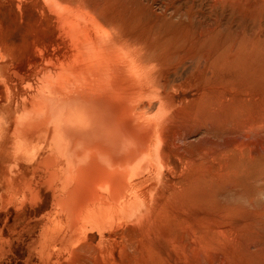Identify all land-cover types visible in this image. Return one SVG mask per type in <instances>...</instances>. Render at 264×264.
<instances>
[{
  "label": "bare ground",
  "instance_id": "6f19581e",
  "mask_svg": "<svg viewBox=\"0 0 264 264\" xmlns=\"http://www.w3.org/2000/svg\"><path fill=\"white\" fill-rule=\"evenodd\" d=\"M15 1L25 28L0 20L3 229L36 227L59 264H167L171 236H201L217 168L205 158L219 151L203 139L221 112L231 120L232 51L217 28L176 23L171 0ZM251 64L261 75L262 60Z\"/></svg>",
  "mask_w": 264,
  "mask_h": 264
},
{
  "label": "rangeland",
  "instance_id": "374dc122",
  "mask_svg": "<svg viewBox=\"0 0 264 264\" xmlns=\"http://www.w3.org/2000/svg\"><path fill=\"white\" fill-rule=\"evenodd\" d=\"M171 1L176 9L181 10L172 15L176 23L181 22L184 28H217L218 47L221 53L223 54L227 50L232 51L235 62L232 70V91L235 107L231 112V120L228 123H226L228 117H226L225 112L220 113L219 131L216 129L214 135H211L212 133L204 134V139L206 140L203 139V145L209 144V141H214L216 149L220 152L217 151L215 155H209L208 158H205L212 166H217V168L213 178L211 179V176L208 177L204 183L206 192L203 200L204 208H202L201 213L203 215L201 216L202 221L199 224L201 236L197 238V241L193 236L192 240H190L191 237L187 236L184 237L185 239L183 237H177L176 239L174 235L171 236V240L166 243L168 263L175 264L176 255H178L176 264H264V0ZM170 12L172 13V11ZM32 13V9L26 12V20H29ZM21 14L22 12L15 0H0L2 27L25 28L26 24L21 22ZM34 17L31 18L34 19ZM243 50L244 53L242 54ZM253 59H260L263 62L262 74L258 75L259 77H255L251 73V71L255 70V66L251 64ZM257 74L256 70L255 75ZM234 77L235 79H233ZM188 96L193 97V91H190ZM235 102L237 103L235 104ZM232 123L234 128L237 129L232 127V130L236 132L231 131L230 125ZM221 127L225 132L221 130ZM245 129L247 132H245ZM220 131H222V134H220ZM256 133L259 134L256 135ZM239 138L241 140L243 138L242 141L244 142L245 140L246 142L242 143ZM259 138L262 139L260 140ZM227 140L229 141L226 142ZM234 140L239 144L237 143L236 145ZM229 143L232 145H229ZM253 143L254 146H252ZM247 144L249 145L247 146ZM260 144L263 148H261ZM221 147L224 148L221 149ZM253 150L260 152L256 151L257 154L255 153L254 155L252 154ZM251 154L254 156H251ZM241 158L244 160L243 162ZM176 162L182 170V165L177 160ZM237 162L239 163L237 164ZM253 163L255 164L253 165ZM256 164L257 166H255ZM233 167L236 170H231ZM238 167H240L239 170ZM204 171H207L206 167ZM215 194L218 196H215ZM215 197H218V199H214ZM10 209L15 212L14 207ZM204 209L207 211L205 212ZM215 210L216 214H213ZM6 214L7 211H0V235L2 234V238H0V241H2V243L0 242V264H59L58 260L63 258H60L62 256L59 255L58 249L55 251L53 248L54 250L52 249L49 254L48 251L43 253L38 248L39 242L37 244L35 241V239L38 240V229L36 227L31 234L26 232L27 234L23 235L14 232L12 233L13 235H10L9 231L20 232V227L18 226L23 225L25 222L19 219V223H15V225L18 224L17 228H14V226L12 230L3 229V219ZM208 215L210 218H208ZM92 233H94L92 241L96 244L100 239L99 232L94 230ZM6 235L8 236L6 237ZM173 237H175L176 242L172 241V239L174 240ZM189 245L190 247H188ZM176 246L177 250L175 249ZM177 251L181 253L179 254ZM54 252L57 254L55 255ZM116 255L118 256V252H116ZM135 257L139 258L138 255H134L133 259H138Z\"/></svg>",
  "mask_w": 264,
  "mask_h": 264
}]
</instances>
